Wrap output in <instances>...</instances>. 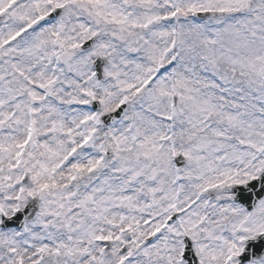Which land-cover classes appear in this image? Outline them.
I'll return each mask as SVG.
<instances>
[{
    "label": "snow or ice",
    "instance_id": "1",
    "mask_svg": "<svg viewBox=\"0 0 264 264\" xmlns=\"http://www.w3.org/2000/svg\"><path fill=\"white\" fill-rule=\"evenodd\" d=\"M0 264H264V0H0Z\"/></svg>",
    "mask_w": 264,
    "mask_h": 264
}]
</instances>
